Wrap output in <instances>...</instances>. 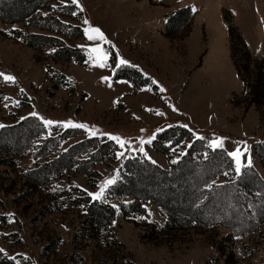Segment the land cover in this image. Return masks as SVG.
<instances>
[{
    "label": "rangeland",
    "instance_id": "374dc122",
    "mask_svg": "<svg viewBox=\"0 0 264 264\" xmlns=\"http://www.w3.org/2000/svg\"><path fill=\"white\" fill-rule=\"evenodd\" d=\"M27 5L21 19L0 17V73L15 78L0 76V264H264V166L253 148L264 145V0ZM180 8L190 18L169 32ZM93 28L104 39H89ZM171 125L192 135L160 138ZM194 137L233 166L210 179L208 225L168 230L155 202L107 197L126 160L168 169L202 147ZM244 166L259 177L247 188L235 179ZM169 183L136 187L167 194L176 214L184 203Z\"/></svg>",
    "mask_w": 264,
    "mask_h": 264
},
{
    "label": "trees",
    "instance_id": "16d2710c",
    "mask_svg": "<svg viewBox=\"0 0 264 264\" xmlns=\"http://www.w3.org/2000/svg\"><path fill=\"white\" fill-rule=\"evenodd\" d=\"M29 2H31V0H0V17L2 20L9 22L23 18V16H26V13L29 12V5H27ZM189 18V8L176 9L167 16L166 26L168 31L171 32L180 29L189 20ZM228 35L231 43L236 41L238 46L243 49L244 45L242 40L233 26H228ZM244 54L247 55L246 52ZM158 135L160 138H167V140H169L174 136L178 139L185 136L190 137L192 133L187 129L179 127L178 125H171L161 130ZM156 141V139L152 141L153 146L155 147L157 144ZM192 143L202 147L194 148L192 151L189 149L188 152H185L184 156L180 159L169 163L168 169L158 167L157 165L144 159L126 160L120 173V177L108 186L106 190L107 197L118 198L131 196L133 199L127 204L130 206H137L138 202L142 200H151L155 202L158 210L165 215L164 226L168 230L188 228L192 226V224H198L200 226L208 225L210 217L207 219L208 217L204 218V216L206 214L209 216L214 215L210 209L216 210L214 205L206 200V193L210 185V179L216 173L220 172V170L233 171V166L231 160L226 156L223 149H211L207 147L205 141L199 137H194ZM263 146V144H255L253 147L254 152L259 157V161L262 166H264ZM193 151L200 153V155L202 154L201 152H204V156L201 160H196L193 158V155L190 154V152L192 153ZM224 161H226V165ZM199 164L201 165L199 166ZM195 170L200 176L194 179V182L190 187L185 184L184 181L189 179V176L194 177ZM247 177H252L256 181H259L257 173L251 166H244L238 177L235 179L239 180V186L247 188ZM137 181H142V184L147 183L156 189H161L166 182H173L172 189L179 190L178 192L180 193V198L184 203L183 206L179 207V211L176 214L173 213L175 208V206L173 207V205H175L174 201H169L171 199L169 196V200L168 198H163L166 197L167 194L166 196H158L156 194L146 192L143 189L138 190L136 187ZM166 186L163 188L166 190H172V185L167 186L168 188ZM157 191L160 194H163L162 190ZM170 202H172L173 205H171Z\"/></svg>",
    "mask_w": 264,
    "mask_h": 264
},
{
    "label": "snow or ice",
    "instance_id": "6c2138e0",
    "mask_svg": "<svg viewBox=\"0 0 264 264\" xmlns=\"http://www.w3.org/2000/svg\"><path fill=\"white\" fill-rule=\"evenodd\" d=\"M72 2L73 3H77V0H72ZM85 23H87V21H85ZM91 31L93 33H95L96 36L94 37L92 35H89L88 36L89 39H95V38L104 39L103 33L98 28H93V29H91ZM88 32H89V30L88 29H85V33L87 34ZM93 51L101 52V50L99 48L93 49ZM101 58H102V61H106L107 58H108L107 57V54L106 53H102V57ZM126 63H127V61L121 59L120 62H119V64L117 65V67H119L120 65L126 64ZM99 66L100 67H104L105 64L103 62H101L99 64ZM0 76H3V79L5 81H10V82H13V83L15 82V78L12 77V76L4 75L2 73H0ZM105 79H107V78H105ZM153 83H156V82L153 81ZM161 91H163V89H161ZM33 115H35V113H33ZM44 123L50 125V124H53L54 122L53 121H44ZM65 126L66 127L67 126H72V127H86L85 125L72 124L71 122H67V124H65ZM0 127H2V125H0ZM111 138L112 139L119 140V138H117V137H111ZM221 143H222V141L218 140V141L214 142V146H217L218 147V146H220ZM229 155L232 156L234 159H237V163H239L238 157L240 155H242V153L240 152L239 149H237L236 151L229 153ZM250 163H251V161H249V164ZM237 171H239V169H237ZM108 183H112V181H109Z\"/></svg>",
    "mask_w": 264,
    "mask_h": 264
},
{
    "label": "crops",
    "instance_id": "0c3cea01",
    "mask_svg": "<svg viewBox=\"0 0 264 264\" xmlns=\"http://www.w3.org/2000/svg\"><path fill=\"white\" fill-rule=\"evenodd\" d=\"M263 1H261V3H262Z\"/></svg>",
    "mask_w": 264,
    "mask_h": 264
}]
</instances>
